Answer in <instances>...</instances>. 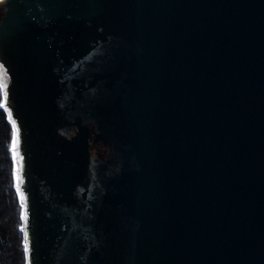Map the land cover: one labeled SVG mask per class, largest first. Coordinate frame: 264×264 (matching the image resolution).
Here are the masks:
<instances>
[{
  "label": "water",
  "instance_id": "95a60500",
  "mask_svg": "<svg viewBox=\"0 0 264 264\" xmlns=\"http://www.w3.org/2000/svg\"><path fill=\"white\" fill-rule=\"evenodd\" d=\"M26 264H264V0H3Z\"/></svg>",
  "mask_w": 264,
  "mask_h": 264
},
{
  "label": "trees",
  "instance_id": "16d2710c",
  "mask_svg": "<svg viewBox=\"0 0 264 264\" xmlns=\"http://www.w3.org/2000/svg\"><path fill=\"white\" fill-rule=\"evenodd\" d=\"M13 127L0 108V264H26L22 207L11 166Z\"/></svg>",
  "mask_w": 264,
  "mask_h": 264
},
{
  "label": "snow or ice",
  "instance_id": "6c2138e0",
  "mask_svg": "<svg viewBox=\"0 0 264 264\" xmlns=\"http://www.w3.org/2000/svg\"><path fill=\"white\" fill-rule=\"evenodd\" d=\"M0 2H3V0H0ZM2 65H0V69H2ZM5 76L2 71H0V108H3L5 112L8 111L7 107L5 106V99L7 98V93L4 91L7 85L4 84ZM16 148V130L15 126H13V132H12V151L15 152ZM21 207L23 208V204H21ZM21 219H24L23 212L21 213ZM25 252L27 253V247L25 248Z\"/></svg>",
  "mask_w": 264,
  "mask_h": 264
},
{
  "label": "rangeland",
  "instance_id": "374dc122",
  "mask_svg": "<svg viewBox=\"0 0 264 264\" xmlns=\"http://www.w3.org/2000/svg\"><path fill=\"white\" fill-rule=\"evenodd\" d=\"M6 114H7V112H6ZM9 122H10V120H9ZM11 166H12L13 182H14V186H15L16 191H17L18 190V182H17L15 164H14V161H13V158H12V154H11Z\"/></svg>",
  "mask_w": 264,
  "mask_h": 264
}]
</instances>
